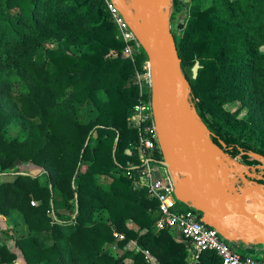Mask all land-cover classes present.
Masks as SVG:
<instances>
[{
	"label": "trees",
	"instance_id": "1",
	"mask_svg": "<svg viewBox=\"0 0 264 264\" xmlns=\"http://www.w3.org/2000/svg\"><path fill=\"white\" fill-rule=\"evenodd\" d=\"M202 6L169 7L171 24L187 13L181 35L172 32L190 95L213 142L257 165L249 154L264 158V0ZM125 48L105 0H0V264H192V243L158 229V201L136 186L143 164L129 118L152 95L137 78L145 51L131 58ZM28 164L43 174L22 171ZM196 264L222 262L205 252Z\"/></svg>",
	"mask_w": 264,
	"mask_h": 264
},
{
	"label": "water",
	"instance_id": "2",
	"mask_svg": "<svg viewBox=\"0 0 264 264\" xmlns=\"http://www.w3.org/2000/svg\"><path fill=\"white\" fill-rule=\"evenodd\" d=\"M112 1L147 55L160 163L176 176V199L189 203L202 223L216 228L229 243L251 241L264 251V177L216 145L193 109L171 30L172 0ZM199 69L196 63L194 79ZM233 179L241 185L235 187ZM177 235L181 237L180 231Z\"/></svg>",
	"mask_w": 264,
	"mask_h": 264
},
{
	"label": "built area",
	"instance_id": "3",
	"mask_svg": "<svg viewBox=\"0 0 264 264\" xmlns=\"http://www.w3.org/2000/svg\"><path fill=\"white\" fill-rule=\"evenodd\" d=\"M184 3H190L191 0H181ZM107 9L111 19L117 27L121 38L126 43L124 55L133 58L135 50H140L142 47L137 40L134 32L130 28L128 22L120 13L118 7L112 0H105ZM182 29L179 28L177 35H181ZM151 81L150 69H145ZM141 78V75H138ZM151 88V83L149 85ZM132 126L139 133V153L143 164L139 173V180L136 181V186L148 190V195L151 199H155L159 203V211L161 219L157 223L160 230L169 229L171 231H180L187 241L193 245V252L188 258V262L196 264L200 261L205 252H214L222 264H261V260L246 253L238 252L231 247V244L226 241L214 227L206 226L201 221V214L190 206L187 202H180L175 196V181L176 176L171 177L166 169L160 172H155L152 167L153 163L161 164L154 158V154L160 150L155 120L152 109V101L146 103L141 101L134 110V115L130 119ZM244 153L234 158L238 163H244ZM250 162L257 161V165H251L254 171H259L264 177V158L249 156ZM162 165V164H161ZM163 166V165H162ZM157 174V176L155 175ZM235 187L241 185V182L233 179ZM37 204L32 202V206ZM120 239L124 236L117 235ZM153 264L155 261L153 260Z\"/></svg>",
	"mask_w": 264,
	"mask_h": 264
},
{
	"label": "rangeland",
	"instance_id": "4",
	"mask_svg": "<svg viewBox=\"0 0 264 264\" xmlns=\"http://www.w3.org/2000/svg\"><path fill=\"white\" fill-rule=\"evenodd\" d=\"M211 3H212V0H202V5H203L202 7H203V9H206V8L210 7ZM186 15H187L186 12H184V13H182V14L175 15L176 18H177V20H176L173 24H171V30H172V31H174V32L177 33L180 24H182V22L179 21L178 19H180V18H182V17H185ZM145 69H149V68H148V64H147V67H145ZM148 77H149L148 75L146 76V75L143 74V75H141V78H139V77H137V78H138V81H140V82H142V81H146V82L148 83V85H150L151 81H150V79H149ZM189 100H190V103H191L193 109L195 110L196 114L198 115L199 119L203 122V120L201 119V117H200V115H199V112H198V110H197V108H196V106H195V103L193 102L192 97H191L190 94H189ZM238 108H239V106H229V107H228V109H229L230 111H233V112L236 111ZM133 115H134V112H133L132 116H133ZM244 115H245V111L242 112V115H241V116H244ZM132 116L129 118V122H130V119L132 118ZM81 119H82V120H85L84 115L79 116L78 120H81ZM203 123H204V122H203ZM204 124H205V123H204ZM130 126L133 127L131 122H130ZM205 126H206V124H205ZM206 127H207V126H206ZM133 128H134V127H133ZM207 128H208V127H207ZM28 165H30V164H28ZM152 167L154 168L155 172H160V171H162V169H166L167 172H168V174H169L171 177H173V173H172V171H170V170H169L168 168H166L165 166H162L161 164L153 163V164H152ZM26 171H28V170H26ZM26 171H24V172H26ZM26 173H27V172H26ZM257 173H259V171H257ZM155 175L157 176V174H155ZM1 179H2V178H1ZM36 202H37V201H36ZM37 204H38V202H37ZM31 205H32V204H31ZM2 222H3V224H2L1 221H0V226H1L2 228L6 229V228L8 227V225H7V219L4 217V221H2ZM1 237L3 238V240H4L6 243L9 242V240L14 241L13 238H11V237H7L5 234H2ZM116 237H117V236H116ZM14 243H15V241H14ZM7 244H8V243H7ZM8 245H9V244H8ZM130 248H131V249H135V248H136L135 243H132V244L130 245ZM12 250H13V249H12ZM13 251H14V250H13ZM17 252H18V249H17ZM19 263L25 264V263L22 262L21 260H18L17 264H19Z\"/></svg>",
	"mask_w": 264,
	"mask_h": 264
},
{
	"label": "crops",
	"instance_id": "5",
	"mask_svg": "<svg viewBox=\"0 0 264 264\" xmlns=\"http://www.w3.org/2000/svg\"><path fill=\"white\" fill-rule=\"evenodd\" d=\"M243 166V168L247 169L249 172L255 174L256 176L258 177H261V174L260 173H257V171H254L252 170L251 168H249L251 165H248L246 163H242L241 164ZM22 171H26L27 173H29L30 175H33V176H37L39 174H43L44 170L40 167H37L33 164H30V165H25L21 168ZM0 221L1 223L3 224L2 221H4V217H1L0 218ZM179 231H174V233H178ZM9 244V246L11 247V249H13L15 252L17 251L16 249V246H15V243L14 241H11L9 240V242H7ZM231 244V247L238 251V252H242V253H246V254H249L251 256H254L258 259H264V251L262 249L261 246L251 242V241H248V242H236V243H230ZM19 264H22V263H19Z\"/></svg>",
	"mask_w": 264,
	"mask_h": 264
},
{
	"label": "bare ground",
	"instance_id": "6",
	"mask_svg": "<svg viewBox=\"0 0 264 264\" xmlns=\"http://www.w3.org/2000/svg\"><path fill=\"white\" fill-rule=\"evenodd\" d=\"M148 68H149V62H148Z\"/></svg>",
	"mask_w": 264,
	"mask_h": 264
}]
</instances>
